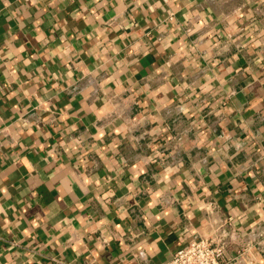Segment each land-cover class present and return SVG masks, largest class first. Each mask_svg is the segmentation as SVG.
Segmentation results:
<instances>
[{"label":"crops","instance_id":"0c3cea01","mask_svg":"<svg viewBox=\"0 0 264 264\" xmlns=\"http://www.w3.org/2000/svg\"><path fill=\"white\" fill-rule=\"evenodd\" d=\"M224 218L264 225V0H0V264H164Z\"/></svg>","mask_w":264,"mask_h":264},{"label":"built area","instance_id":"2783aa9c","mask_svg":"<svg viewBox=\"0 0 264 264\" xmlns=\"http://www.w3.org/2000/svg\"><path fill=\"white\" fill-rule=\"evenodd\" d=\"M169 18L173 20L174 13H170ZM113 23L115 19H109L105 27ZM202 208L207 217L219 210L213 201L208 200L202 202ZM226 229L228 235L224 233ZM100 241L103 247L110 243L106 236H101ZM258 255L264 257V225L252 227L246 236H242L232 218H224L213 227L211 234L189 240L164 264H256Z\"/></svg>","mask_w":264,"mask_h":264}]
</instances>
